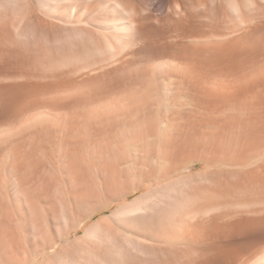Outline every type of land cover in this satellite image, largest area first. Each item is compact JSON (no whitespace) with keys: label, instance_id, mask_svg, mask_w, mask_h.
I'll list each match as a JSON object with an SVG mask.
<instances>
[{"label":"bare ground","instance_id":"1","mask_svg":"<svg viewBox=\"0 0 264 264\" xmlns=\"http://www.w3.org/2000/svg\"><path fill=\"white\" fill-rule=\"evenodd\" d=\"M124 126L185 170L143 181L80 237L57 199L56 237L31 215L41 249L0 217L5 264H264V0H0V161L13 192L42 184L52 143L69 157L111 150Z\"/></svg>","mask_w":264,"mask_h":264},{"label":"rangeland","instance_id":"2","mask_svg":"<svg viewBox=\"0 0 264 264\" xmlns=\"http://www.w3.org/2000/svg\"><path fill=\"white\" fill-rule=\"evenodd\" d=\"M57 120L58 118L51 121L58 123ZM35 124L37 125V123H34L32 126L35 127ZM128 130L129 128L124 126L118 132L119 135L117 137L112 140L110 139L111 141L108 146L112 148L111 150H106L105 146H87L85 151H83L84 153H76L74 157L71 155L70 158L56 142L44 148L42 153V165L45 167L42 172L43 182L39 186L31 188L26 197L13 192L11 186L14 179L12 175H4L7 161L1 160L0 175H3L2 178L4 177L2 190V199H4V202H2L0 207V217H4L5 215H10L11 217L6 229H11L16 232L21 243L23 242L22 245L24 247L27 246L26 248L29 250L33 251L36 248H43L42 240L33 228L31 215L33 213L43 214L47 218V226H44L45 232L49 233L51 231L52 236L56 237L58 235L57 231L60 228L59 214L57 215V212H59V200L68 209L72 226L81 223L80 232L76 233V236L80 237L103 216L113 214L115 210L117 211L123 205L138 198L143 193V191H138V187L143 181L150 185H156L160 181L165 182L170 177L185 170L184 165L175 168L173 167L174 165H168L159 158L160 156L157 152H152L151 139L139 140L135 137L138 132L132 133V130ZM160 134L161 131L157 133L158 137ZM86 136L87 133L81 131L78 134L72 135L71 138L74 141H78V139L80 141L82 138H86ZM136 139L140 142L135 143ZM103 141L104 139L100 140V142ZM157 146L158 143L156 142L154 147L157 148ZM113 148H117L116 151ZM146 149L148 152L151 150V154H147ZM156 163L157 165L154 166ZM72 165H74V168ZM203 167L206 168V165H203ZM109 168L110 170L108 171ZM196 170L198 172L200 169ZM36 171V168H30L27 176L29 178L34 177L37 174ZM85 174L88 176L87 180H83L85 177L83 175ZM148 177L150 178L146 179ZM153 177L156 178L153 179ZM78 178L79 180H77ZM17 182L19 183L20 180H17ZM28 201L29 203H27ZM33 204L36 205L34 206ZM107 206L109 207L104 212L90 217L93 211L101 210ZM39 210L41 211L39 212ZM28 243L29 245H27ZM5 251H8V255H11L13 250L11 251L8 243L0 239V264L6 263ZM37 255L38 259H40L38 263L45 259L43 251H39Z\"/></svg>","mask_w":264,"mask_h":264}]
</instances>
